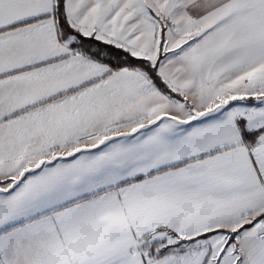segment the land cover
Returning a JSON list of instances; mask_svg holds the SVG:
<instances>
[{
    "label": "snow or ice",
    "instance_id": "6c2138e0",
    "mask_svg": "<svg viewBox=\"0 0 264 264\" xmlns=\"http://www.w3.org/2000/svg\"><path fill=\"white\" fill-rule=\"evenodd\" d=\"M0 264H264V0H0Z\"/></svg>",
    "mask_w": 264,
    "mask_h": 264
}]
</instances>
